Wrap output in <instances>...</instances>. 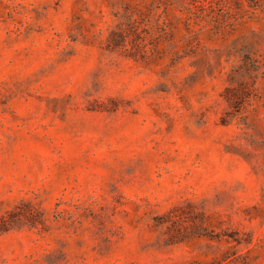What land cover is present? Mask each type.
Wrapping results in <instances>:
<instances>
[{"label": "rangeland", "instance_id": "rangeland-1", "mask_svg": "<svg viewBox=\"0 0 264 264\" xmlns=\"http://www.w3.org/2000/svg\"><path fill=\"white\" fill-rule=\"evenodd\" d=\"M0 264H264V0H0Z\"/></svg>", "mask_w": 264, "mask_h": 264}]
</instances>
